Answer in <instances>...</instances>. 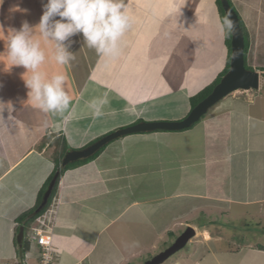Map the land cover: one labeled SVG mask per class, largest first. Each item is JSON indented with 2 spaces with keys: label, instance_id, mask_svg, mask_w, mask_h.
<instances>
[{
  "label": "crops",
  "instance_id": "crops-1",
  "mask_svg": "<svg viewBox=\"0 0 264 264\" xmlns=\"http://www.w3.org/2000/svg\"><path fill=\"white\" fill-rule=\"evenodd\" d=\"M231 1L249 35L247 63L260 74L259 88L229 94L191 128L111 142L61 175L52 205L26 232L18 219L37 206L55 170V141L81 150L142 122L186 119L192 98L231 62L232 37L220 31L218 0H126L133 24L121 55L101 59L77 35L68 48L75 59L61 66L37 28L45 53L39 71L46 79L63 73L75 105L65 119L28 100L26 70L7 54L11 30L37 27L47 0H0V264H38L40 233L51 238L54 264H138L158 236L177 239L189 227L207 249V256L193 250L192 264H263L264 251L253 246L215 251L210 244L219 239L207 228L215 224L210 208L245 223L264 218V0ZM105 94L109 103L95 117L89 102Z\"/></svg>",
  "mask_w": 264,
  "mask_h": 264
},
{
  "label": "clouds",
  "instance_id": "clouds-1",
  "mask_svg": "<svg viewBox=\"0 0 264 264\" xmlns=\"http://www.w3.org/2000/svg\"><path fill=\"white\" fill-rule=\"evenodd\" d=\"M58 18V19H57ZM133 19L126 0H47L43 4V14L37 27L24 22L19 30H11L7 54L13 66L26 70L23 79L28 91V100L45 113L65 119L75 112L72 98L66 92V76L54 75L46 79L39 71L45 62V53L40 43L34 39L35 29L43 40L53 43L54 59L61 66H68L75 55L68 51L70 38L82 35L90 49H94L101 59L114 61L121 55L123 38L132 28ZM220 31L227 36L235 31V23L229 16L223 18ZM65 42H69L67 45ZM31 72L28 77L27 73ZM109 103L107 94L89 102L95 117L103 115Z\"/></svg>",
  "mask_w": 264,
  "mask_h": 264
},
{
  "label": "water",
  "instance_id": "water-1",
  "mask_svg": "<svg viewBox=\"0 0 264 264\" xmlns=\"http://www.w3.org/2000/svg\"><path fill=\"white\" fill-rule=\"evenodd\" d=\"M223 9L226 16L235 23V31L232 33V59L229 72L223 77L221 82L215 87L213 92L201 101L190 113V115L178 122H142L135 126L120 129L115 131L102 139L98 140L94 144L81 149L68 151L63 160L62 168L67 167L69 164L89 159L97 154L101 149L106 147L111 142L118 140L124 136L136 134V133H149L154 131H182L191 128L200 119L208 113V111L214 107L218 102L227 97L229 94L243 90H256L260 86V74L257 71L249 70L245 66V38L243 31L240 27L239 17L229 4L228 0H221ZM59 173H57L51 181L49 187L43 195L42 202L36 211V214L41 212L48 204L53 190L56 186ZM196 236V231L189 227L176 242L168 248L166 251L157 255L145 264H162L169 257L181 251L186 245Z\"/></svg>",
  "mask_w": 264,
  "mask_h": 264
},
{
  "label": "rangeland",
  "instance_id": "rangeland-1",
  "mask_svg": "<svg viewBox=\"0 0 264 264\" xmlns=\"http://www.w3.org/2000/svg\"><path fill=\"white\" fill-rule=\"evenodd\" d=\"M55 144V142H54ZM242 210V209H241ZM239 211V210H237ZM209 212V221H213L214 223H210L207 228H209V238L219 239L215 242L213 241L210 245L219 251H233L236 249H241L243 246H253L255 249L259 246H264V218H249L247 217V223L244 220L241 221L244 216L235 217L231 213H218L216 209H211ZM202 214V211L196 213L193 218V226H198V216ZM261 219V220H260ZM186 228V227H185ZM183 228V229H185ZM197 229V228H196ZM235 229V230H234ZM255 232L254 235L249 232ZM181 233V231L177 232L176 235ZM207 235V234H206ZM205 235V238H206ZM203 235L193 238L181 251H178L173 256L169 257L162 264H192L193 258L192 252L193 250H200L204 252L207 250L204 246L199 242V238H202ZM177 237V236H176ZM204 237V236H203ZM177 239L168 238L167 234L163 236L162 234L156 238V249L152 254L145 255L144 259L140 261L138 264H145L147 261H150L157 255L166 251L170 248ZM237 253V252H236ZM191 258V259H189ZM189 259V260H187ZM264 260V258H263ZM264 264V262H261ZM136 264V263H135Z\"/></svg>",
  "mask_w": 264,
  "mask_h": 264
},
{
  "label": "trees",
  "instance_id": "trees-1",
  "mask_svg": "<svg viewBox=\"0 0 264 264\" xmlns=\"http://www.w3.org/2000/svg\"><path fill=\"white\" fill-rule=\"evenodd\" d=\"M228 2L231 5L232 9L234 11H236V8L232 4V1L231 0H228ZM218 5H219V8L221 10L222 17L223 18L226 17V13H225V11L223 9L221 0H218ZM236 13H237V15L239 17L240 27H241V29L243 31L244 38H245V49H244L245 66H246L247 69L253 70L251 67L248 66V63H247V55H248V51H249V47H250L249 35H248L247 29H246V27L244 25L243 20L241 19L240 15L238 14L237 11H236ZM229 37L230 38L232 37V33L229 34ZM230 66H231V62L228 63L227 69L224 71L223 75L214 84H212L207 89H205L204 91H202L200 94H198L197 96H195L194 98H192V106H193V108L196 107L201 101H203L205 98H207L213 92V90L215 89V87L221 82V80L223 79V77L229 72ZM262 71L264 72V69H262ZM54 146L56 147V153L54 155L55 170H54L52 176L48 179V181L44 185V187H43V189H42V191L40 193V197H39V201H38L37 206L34 209H32L31 211H29L28 213H25L23 216H21L18 219V223L20 224L21 227H24L25 228L26 232L29 231L30 228H32V224L38 218H40L41 216H43L48 211V209L50 208V206L52 205V202H53V200H54V198H55V196L57 194V189H58V185H59V181H60L61 175L64 172H66L67 170H70V169H72L74 167L80 166V165H82L84 163H87V162H90V161L96 159L104 151V149L106 148V147H104L97 154H95L94 156L90 157L89 159H85V160H82V161H78V162L69 164L65 168H62L61 167L62 166V160L64 158V155L67 153L68 149L66 147L63 148V146L61 145L60 140L55 141ZM61 148H62V151H60ZM57 173H59V178L57 180L56 186H55V188L53 190L52 196H51V198H50L47 206L41 212H39L38 214H35L36 210L38 209V207L40 206V204L42 202L43 195H44L45 191L47 190V188L49 187L51 181L53 180L54 176ZM33 214H35V215H33ZM171 235L174 236V234H171ZM257 249H259L261 251H264V246H259ZM27 250H28L27 248H26V251L23 250V252H22V258L25 257V253L27 252ZM240 250L241 249H236V250H233V252H239Z\"/></svg>",
  "mask_w": 264,
  "mask_h": 264
},
{
  "label": "built area",
  "instance_id": "built-area-1",
  "mask_svg": "<svg viewBox=\"0 0 264 264\" xmlns=\"http://www.w3.org/2000/svg\"><path fill=\"white\" fill-rule=\"evenodd\" d=\"M37 244L39 250V263L38 264H54V248L51 238L45 234H38Z\"/></svg>",
  "mask_w": 264,
  "mask_h": 264
}]
</instances>
